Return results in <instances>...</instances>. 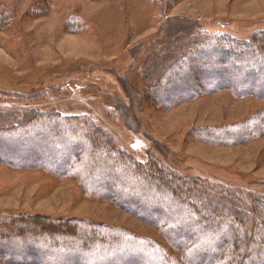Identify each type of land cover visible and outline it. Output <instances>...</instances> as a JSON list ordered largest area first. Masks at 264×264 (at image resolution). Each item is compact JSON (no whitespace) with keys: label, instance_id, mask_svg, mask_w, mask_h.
<instances>
[{"label":"rangeland","instance_id":"obj_1","mask_svg":"<svg viewBox=\"0 0 264 264\" xmlns=\"http://www.w3.org/2000/svg\"><path fill=\"white\" fill-rule=\"evenodd\" d=\"M0 2L12 19L10 27L0 29L1 114L54 110L88 115L120 149L143 161L155 160L235 193L240 189L247 203L264 200V138L233 147L189 137L197 128L240 122L264 102L221 91L163 111L145 99L152 85L149 65L177 58L180 42L192 38L199 26L206 34L250 39L264 29V0H182L173 6L163 0ZM166 14L176 18L166 21ZM74 19L84 28L70 30L67 21ZM177 22V32L172 31ZM122 181L119 173L115 182ZM18 214L117 224L166 244L156 227L86 198L69 176L0 164V219Z\"/></svg>","mask_w":264,"mask_h":264},{"label":"trees","instance_id":"obj_2","mask_svg":"<svg viewBox=\"0 0 264 264\" xmlns=\"http://www.w3.org/2000/svg\"><path fill=\"white\" fill-rule=\"evenodd\" d=\"M180 1L163 0L166 6ZM1 5L0 29H6L12 19ZM172 18L166 14L164 19ZM67 22L70 30L84 28L78 19ZM253 33L240 39L224 32L206 34L199 26L192 38L180 42L177 58L148 66L152 85L147 103L168 111L221 91L264 102V29ZM261 106L240 122L197 128L189 137L215 146L262 139ZM0 164L69 176L86 198L110 203L156 227L166 241L117 224L18 214L0 219V264H264V200L247 203L240 189L235 193L155 160L143 161L120 149L88 115L0 113ZM119 173L126 182H115Z\"/></svg>","mask_w":264,"mask_h":264},{"label":"built area","instance_id":"obj_3","mask_svg":"<svg viewBox=\"0 0 264 264\" xmlns=\"http://www.w3.org/2000/svg\"><path fill=\"white\" fill-rule=\"evenodd\" d=\"M225 25L227 26V25H228V23H225Z\"/></svg>","mask_w":264,"mask_h":264},{"label":"bare ground","instance_id":"obj_4","mask_svg":"<svg viewBox=\"0 0 264 264\" xmlns=\"http://www.w3.org/2000/svg\"><path fill=\"white\" fill-rule=\"evenodd\" d=\"M234 147V146H233Z\"/></svg>","mask_w":264,"mask_h":264}]
</instances>
